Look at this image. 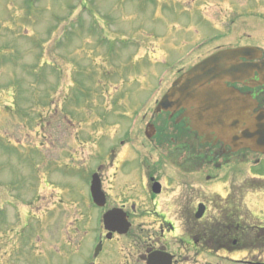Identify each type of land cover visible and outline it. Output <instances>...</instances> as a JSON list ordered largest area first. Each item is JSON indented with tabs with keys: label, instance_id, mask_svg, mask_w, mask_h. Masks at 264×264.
Returning a JSON list of instances; mask_svg holds the SVG:
<instances>
[{
	"label": "rangeland",
	"instance_id": "374dc122",
	"mask_svg": "<svg viewBox=\"0 0 264 264\" xmlns=\"http://www.w3.org/2000/svg\"><path fill=\"white\" fill-rule=\"evenodd\" d=\"M193 12L181 14L189 31L167 33L210 37L214 12ZM176 15L159 0H0V260L12 251L1 264H88L99 218L78 212L89 196L87 180L63 158L84 146L67 141L76 131L66 134L58 118L50 135L48 117L95 118L92 136L108 146L120 122L106 127L107 121L154 114L153 97L197 54L176 52L163 38L159 19L177 21ZM130 21L120 35L121 26L111 25ZM86 121L79 128L85 139Z\"/></svg>",
	"mask_w": 264,
	"mask_h": 264
},
{
	"label": "flooded vegetation",
	"instance_id": "af4514ba",
	"mask_svg": "<svg viewBox=\"0 0 264 264\" xmlns=\"http://www.w3.org/2000/svg\"><path fill=\"white\" fill-rule=\"evenodd\" d=\"M159 1L178 13L177 21L159 19L174 51L207 41L196 58L177 66L179 76L220 50L259 47L244 45L243 39L264 40V0ZM202 8L214 12L210 37L197 34L188 40L167 33L189 31L181 14ZM260 61L264 63V50ZM256 76L253 82L228 83L243 97H233L231 111L215 116H264V84L256 85L264 82V73ZM89 121L93 130L99 126L97 119ZM127 121L105 123L120 122L108 146L92 136L93 130L87 129L86 139L78 132L75 142L82 140L84 147L67 153L81 162L75 168L87 187L95 179L99 189L96 200L90 194L78 212L115 216L110 226L116 230L101 223L93 232L91 241L99 252L88 257V264H264V177L259 174L264 153L242 139L199 136L184 112L142 116L132 130H123ZM89 236L86 232L81 240Z\"/></svg>",
	"mask_w": 264,
	"mask_h": 264
},
{
	"label": "water",
	"instance_id": "95a60500",
	"mask_svg": "<svg viewBox=\"0 0 264 264\" xmlns=\"http://www.w3.org/2000/svg\"><path fill=\"white\" fill-rule=\"evenodd\" d=\"M248 50V48L228 50L207 58L177 80L176 84L179 87L172 88L166 94L157 111L187 108L192 109V113L203 114L215 111L216 106H219L218 110L221 111L227 90L224 82L227 79L233 82L241 81L251 76L256 67L258 69L255 63L241 61V57L250 58ZM196 118L202 122L218 121L220 126L227 128L224 126V121H228L226 116H196ZM251 128L256 137L259 136L258 143L264 146V116H258L254 127ZM92 189L96 196L99 192L96 182ZM112 217V215L105 216L106 226L109 227Z\"/></svg>",
	"mask_w": 264,
	"mask_h": 264
}]
</instances>
